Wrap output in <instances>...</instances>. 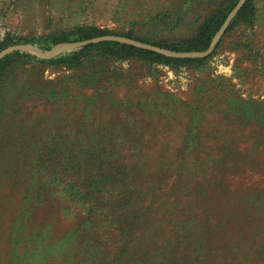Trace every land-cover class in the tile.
Here are the masks:
<instances>
[{"label":"rangeland","instance_id":"obj_1","mask_svg":"<svg viewBox=\"0 0 264 264\" xmlns=\"http://www.w3.org/2000/svg\"><path fill=\"white\" fill-rule=\"evenodd\" d=\"M231 1L0 0V46L37 47L22 41L78 26L173 44ZM252 1V25L228 30L201 62L150 65L94 54L74 67L43 61L77 48L46 59L20 50L9 60L0 71V264H97L90 258L96 250L113 256L106 218L122 214L94 213L88 175L63 169L72 150L103 139L123 144L125 160L134 151L125 143L139 141L135 159L153 160L147 170L155 173L138 187L155 182L163 204L181 196L180 204L219 231L215 239L236 264H264V126L236 108L239 98L264 101V0ZM190 126L196 135L187 134ZM187 141L200 147L187 155L180 149ZM192 157L205 158L208 170L197 171L202 162ZM169 158L184 170L169 172ZM180 180L184 186L171 190Z\"/></svg>","mask_w":264,"mask_h":264},{"label":"trees","instance_id":"obj_2","mask_svg":"<svg viewBox=\"0 0 264 264\" xmlns=\"http://www.w3.org/2000/svg\"><path fill=\"white\" fill-rule=\"evenodd\" d=\"M237 1L232 0L229 5L224 6L221 10L208 17L197 28L194 36L173 44L136 38L129 31L118 34L95 26H78L69 34L52 35L48 37V40L42 37L35 41L23 40L22 43L30 42L42 50H47L61 42L80 41L101 35H121L174 51H201L208 47L213 35ZM254 13L255 6L253 1L246 0L232 18L224 34L239 23L251 26ZM218 43L209 56L214 53ZM11 44L13 43L1 44L0 49ZM88 54H94L112 62L137 60L145 61L150 65L161 64L168 66H184L201 62L209 57L171 58L133 45L116 41H101L64 52L54 58L43 61H47L50 64L74 67L78 66L83 57ZM20 55L23 54L19 51H14L0 59V71L7 66L11 58ZM94 66L96 69L95 77L100 78L102 74L97 71H100L101 68L97 65ZM236 108L242 118L247 117L251 120V116L254 119L251 121L264 126V101H245L243 98H239ZM193 127L190 126L187 134L191 135V130L192 135L197 134L194 132ZM127 134L128 132H125V135ZM138 143L139 141H136V143H125L128 149H134L132 154H129L128 160L119 156V151H122L125 146L121 143L117 146L112 139L90 140L87 149H79L77 152L72 150V155L64 158L63 169L78 168L80 175L83 171L88 175L85 180L86 185L90 189V194L95 195V198L91 199V201H94L92 211L99 210L106 213L111 208L116 212H120L123 216L121 220L106 218L109 223H113L109 226V229L107 227L108 231L112 230L110 231L111 236L108 238L110 243L108 246L114 251L113 256L107 258L100 250H96L90 254V258L95 260L97 264H236L235 253L223 250L224 241L215 239L219 236V231L215 232L214 226L201 221L191 211L188 204H180L181 196L178 198L173 197L178 204H163V202L159 201L160 196L154 187L155 182H152L150 186H137L139 178L145 179L150 174L155 173L147 170V168H150L148 161L153 160L141 157L135 159V153L138 150L136 146H140V143ZM194 146L200 147V143L187 141L184 144L182 143L180 149L188 155L189 150L193 149ZM67 150L70 149L68 148ZM59 159L62 160L63 158H55L54 161H59ZM198 159L202 163L201 166H198L197 171L206 172L210 165H208L205 158L201 160V157H198ZM198 159L192 157L193 164ZM78 160L80 161L77 163ZM124 160L125 164H123ZM156 160V164L152 168L155 171L159 168V166L156 167L158 161L160 162L159 156ZM43 161L49 162V159ZM163 162L165 164L170 162L169 172L175 173L174 171H176L178 173L184 170V166L180 165V163L174 164V159L172 158L163 160ZM80 178L82 179V177ZM156 183H158L157 179ZM182 185L184 186V183L180 180L173 185L171 190L181 189ZM179 215L183 216V218L178 219L177 216ZM220 231L225 233L226 230ZM245 256H248V254L245 253L243 257ZM245 259L247 258L245 257Z\"/></svg>","mask_w":264,"mask_h":264},{"label":"water","instance_id":"obj_3","mask_svg":"<svg viewBox=\"0 0 264 264\" xmlns=\"http://www.w3.org/2000/svg\"><path fill=\"white\" fill-rule=\"evenodd\" d=\"M245 1L246 0H238L236 2V4L233 6V8L229 11L227 16L225 17L219 29L213 35L208 47L205 50H201V51H174L171 49H167V48H163L160 46H156L154 44L142 42L140 40H136V39L129 38L126 36L101 35V36L93 37L90 39L61 43L60 45L62 47L59 48L58 50H53V51L52 49L55 46L47 50H41L40 48L34 47L31 44H13V45L7 46L0 50V59H2L6 55L14 51H20V50L28 51L34 54L38 58L46 59V58L55 56L57 53L62 52L66 49L79 48V47H82L88 44L98 43L101 41H116V42H120V43H124L128 45H133L135 47L146 49V50H151V51H154L156 53H159L161 55L171 57V58H206L214 50L216 44L218 43V41L224 34L232 18L237 14V12L242 7Z\"/></svg>","mask_w":264,"mask_h":264}]
</instances>
